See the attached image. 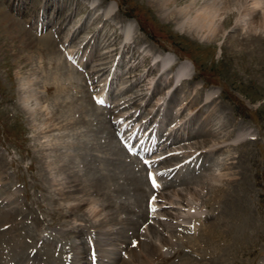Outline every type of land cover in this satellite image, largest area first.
<instances>
[{"label": "rangeland", "instance_id": "obj_1", "mask_svg": "<svg viewBox=\"0 0 264 264\" xmlns=\"http://www.w3.org/2000/svg\"><path fill=\"white\" fill-rule=\"evenodd\" d=\"M213 1L220 7L225 3L0 0V224L10 221L0 226V234L8 232L11 237L3 234L0 239L13 244L9 247L16 251H12L14 260L21 259L17 252L23 246L31 252L29 248L44 242L67 248L70 259H80L78 255L83 259L82 252L87 254L89 245H97L105 252H96L105 255L102 263L112 264L118 261L117 251L126 257L134 243L131 237L122 238L121 231L128 235L138 227L146 233L142 238L147 236L160 247L162 235L157 230L169 240L172 236L166 227H159L160 222H168L161 212L182 217L191 212L190 216H206L197 225L206 223L207 216L214 223L204 228V235L199 236L202 242L192 245L193 252L178 244L191 255L183 262L192 258L196 264L198 256L207 253L210 261L202 264H222L209 251L215 246L216 251H223L217 257L227 259L234 246L238 247L236 259L225 264H264V70L252 72L264 62L257 61V55L238 54L241 45L229 38L238 36L234 20L223 30L226 36L217 40L209 37L208 30L190 26ZM254 1L245 3L252 5L250 14L253 11L259 18L264 3L253 7ZM183 10L184 19L177 17ZM5 13L19 21L16 30L11 29ZM258 28L249 33H256L253 44L264 48V27ZM247 30L248 26L241 32L247 34ZM25 33L33 44L24 42ZM50 40L57 50L48 49ZM156 51L166 53V59H155ZM149 67L155 71L149 72ZM89 72L94 74L88 82L85 74ZM96 96L105 98L106 104L95 102ZM232 132L235 135L230 137ZM135 135L139 142L127 141ZM144 137L146 142L140 144ZM173 139L175 143L169 144ZM215 147L219 148L213 152ZM199 150L210 152L202 156ZM98 153L106 156V162ZM60 158L64 170L77 181L70 182L60 172L55 162ZM195 162H203L205 170ZM170 164L178 167L167 174ZM200 172L212 178V186L223 187L221 194L229 187L226 201L216 188L211 193L200 190L203 178L193 179ZM149 173L165 188L155 191ZM228 177L235 179L233 184ZM138 180L145 185L144 194L137 191ZM118 184L120 189L113 190ZM189 189L200 197H193ZM60 192L67 194L61 197ZM159 192L162 198L156 196ZM137 209L148 213V220L139 222L142 214ZM235 225L239 231L247 229L249 235L244 233L239 239ZM185 234L192 233L183 230L178 236ZM242 238L251 239L248 247L241 244ZM54 255L48 256L47 264L55 260Z\"/></svg>", "mask_w": 264, "mask_h": 264}, {"label": "bare ground", "instance_id": "obj_2", "mask_svg": "<svg viewBox=\"0 0 264 264\" xmlns=\"http://www.w3.org/2000/svg\"><path fill=\"white\" fill-rule=\"evenodd\" d=\"M170 2L168 3V4H166V5H170V4H173V3H177V0H169ZM245 1L246 0H225V3H224V5L222 6V7H220L219 6V3H215V1H213V2H209V3H207L203 8H202V10H200V12L198 13V15L197 16H195V18H194V20H193V22L191 23V27L193 28V27H198V28H200V29H205V30H208L209 31V37H211L212 39H215V40H217L218 38H222V37H224V36H226L225 34V32L223 31V30H225L226 29V26L228 25V24H230V23H232V21L234 20V22H235V27L236 28H238L239 30H237L238 31V36L237 37H229L230 39H231V41L233 40H235V41H237V43H238V45H241V48L239 49V51H237L238 52V54L240 55V54H244L245 52L249 55V53L251 54V56L253 57V56H256L257 55V61L258 60H260V61H262V62H264V48L262 47L261 48V46L262 45H260L259 47L258 46H256V45H254L253 44V41H254V37L255 36H257V34L255 33H249L252 29H253V27L256 29V28H258V26H261V27H264V11H263V14H262V16H260L259 18H258V15L256 16V14H255V16H254V12L252 11V13L250 14V9H251V6H247L246 5V3H245ZM155 2V1H154ZM264 3V0H255L254 2H252V4H253V7H257V5H262ZM263 8H264V6H262ZM259 8V7H258ZM9 10V9H8ZM222 10V11H221ZM7 11V10H6ZM236 11V12H235ZM6 14V13H5ZM9 14V13H8ZM177 17H181V18H183L182 16L184 15V17L186 16V14H185V12H184V10L183 11H181V12H178L177 13ZM249 15H251V17H249L250 18V22H249V19H248V16ZM6 17H7V22H9L10 24H12L13 25V27H11V29L12 28H14L15 30L20 26V24H18L19 23V21L17 20V19H15L14 17H11L10 15H5ZM5 19V18H4ZM100 19H102L101 17L99 18V19H97V21H99ZM184 19V18H183ZM258 22H260L261 24H258ZM8 23V24H9ZM201 24V25H200ZM255 24H257V25H255ZM123 25V24H122ZM127 25V24H126ZM240 25H243V27H240ZM238 26V27H237ZM248 26V30L246 31V32H248L247 34H244V31H242L241 32V30H244L246 27ZM129 27V26H128ZM24 29V28H23ZM22 29V30H23ZM254 29V30H255ZM259 29V28H258ZM253 30V31H254ZM114 31V30H113ZM198 31V30H197ZM224 33H223V32ZM258 31V30H257ZM17 32V31H16ZM21 32V31H20ZM125 32V31H124ZM222 32V33H221ZM113 33H115V31L113 32ZM130 33V32H129ZM29 34L27 33V35H26V33H25V39H24V42L27 44V45H29V44H33L34 42L33 41H31V42H29V40L31 39V37H29L28 36ZM261 38H262V35H259ZM117 37V36H116ZM264 37V36H263ZM60 38V37H59ZM27 39H28V41H27ZM45 39V38H44ZM224 39V38H223ZM230 39H229V41H230ZM258 39V38H257ZM222 40V39H221ZM109 41V40H108ZM111 42V41H110ZM261 42V41H260ZM243 44L245 45V46H243ZM48 45V49H50V50H57V44L55 43V41L54 40H50V42H49V44H47ZM47 45H45V46H47ZM26 46V45H25ZM37 48H38V46H37ZM238 48H239V46H238ZM245 53V54H246ZM259 56V57H258ZM261 56V57H260ZM154 57H155V59H157V60H159V59H166V53H162L161 51H156L155 52V54H154ZM242 58V57H241ZM251 58V57H250ZM254 58V57H253ZM25 60V59H24ZM23 61V60H22ZM147 62V61H146ZM244 66V65H243ZM100 69V68H99ZM134 69V68H133ZM185 68H182V71L185 73ZM262 70H264V65L262 64V65H259V66H255V69H253L252 70V72L254 73V74H257V72L258 71H262ZM148 71L150 72H154L155 71V68L154 67H149L148 68ZM264 73V72H263ZM262 73V74H263ZM94 73L93 72H89L87 75L85 74V76H87V81L89 82V81H93L91 78H92V75H93ZM262 76V75H261ZM185 78V77H184ZM184 78L182 79V80H184ZM86 81V82H87ZM179 83V82H178ZM28 92V91H27ZM29 93H31V92H29ZM33 93V92H32ZM32 95V94H31ZM29 96V95H28ZM27 96V97H28ZM33 96V95H32ZM31 96V97H32ZM131 99V98H130ZM71 105V104H70ZM116 107H118V105H115ZM97 107V106H96ZM98 109L100 108V107H97ZM84 109V108H83ZM141 111V110H140ZM58 114V113H57ZM97 114V113H96ZM101 114V113H100ZM107 116V115H106ZM74 125V124H73ZM172 130H173V132H174V130H175V128L173 127L172 128ZM198 134H200V133H197V135H195V136H197L198 137ZM230 135V137L231 136H233V135H235V133H231V134H229ZM190 136V135H189ZM188 136V137H189ZM195 136H193V137H195ZM203 136H204V134H203ZM116 137V136H115ZM163 137V136H162ZM206 137V136H205ZM131 137H129L128 139H127V141L130 139ZM135 139H136V136L134 137ZM146 137H144L143 139H142V142L141 143H145L146 142ZM207 140V138H205L204 140H203V142L204 141H206ZM158 141H159V138H158ZM130 142V141H129ZM202 142V141H201ZM244 142V141H243ZM243 142H241V143H243ZM125 143V142H124ZM171 144H173V143H175L174 142V139L170 142ZM240 143V144H241ZM205 143H202V145H200V146H207V145H204ZM122 145H124V144H122ZM204 147H202V148H204ZM125 147L123 146V150H126V149H124ZM219 147H215V148H212L213 149V152H216V149H218ZM122 149V148H121ZM210 150H211V148H210ZM210 150H199V151H197V154H203L204 153V155H202V156H205L206 154H208L209 152H210ZM96 152H97V150H96ZM73 153V152H72ZM90 153V152H89ZM71 154V152H69V155ZM96 154V153H95ZM94 154V155H95ZM73 156H74V154H72ZM104 155V154H103ZM130 155V154H129ZM132 155V154H131ZM110 156V155H109ZM201 156V155H200ZM98 158L99 159H101V161H103V162H106L105 160H106V156H102L101 154H99L98 153ZM110 158V160H112L113 158H111V157H109ZM95 159H96V156H95ZM94 159V160H95ZM103 159H105V160H103ZM132 159V158H131ZM109 160V159H108ZM130 160V159H129ZM56 162V164H58V166H60L61 167V173L63 174V175H66V177H67V179H71V180H69L70 182H74V181H77V180H73L72 179V176H71V174L70 173H68V172H66L65 170H64V168H65V164H63L64 162H63V160H62V158H60V160H57V161H55ZM67 165V164H66ZM172 164H170V165H168V169H166V173L168 174V173H170V172H172V171H174L175 170V168L177 167V165L175 164V165H173V166H171ZM197 165H200L201 167H199L200 169L203 167V171L205 170V168H204V163L203 162H195V166H197ZM57 166V167H58ZM169 166H171V168L169 167ZM140 168V167H139ZM193 169H194V167H193ZM133 169H131V171H132ZM134 171V170H133ZM193 171V170H192ZM189 172H191V171H189ZM199 172V171H198ZM197 172V173H198ZM192 174H193V172H191ZM121 174V173H120ZM189 174V173H188ZM201 174H203L202 172H200L199 174H198V176L197 177H194L193 179L194 180H197L198 181V178H203L199 183H200V190L201 191H203V190H208L209 191V193H211L210 191L213 189L214 190V192H217V191H219V193L221 194V189H223V187L221 188V187H214L215 186V184H213V186L210 184L211 183V180H212V178L211 179H209L208 180V178H207V176H204V177H206L207 179H205L204 177H203V175H201ZM83 175H85V173H83ZM105 175V174H104ZM170 175V174H169ZM204 175H206V174H204ZM123 176H124V174H123ZM187 176V175H186ZM125 177V176H124ZM188 177V176H187ZM190 177V176H189ZM133 178V177H132ZM132 178H130V179H132ZM197 178V179H196ZM229 178V177H228ZM236 178V177H235ZM238 178V177H237ZM90 179H92V177L90 178ZM105 179V178H104ZM124 179V178H123ZM129 179V178H128ZM137 179V178H136ZM135 179V180H136ZM193 179H191V178H189V180H191V182H192V180ZM214 179V178H213ZM233 180H231L230 178L227 180V181H230V183L231 184H233V181H235V179L234 178H232ZM93 180H98L97 178H94ZM112 181V179L111 178H109L108 179V181ZM184 180V179H183ZM182 180V183L184 182V183H186V182H188V180H186V178H185V180L183 181ZM200 180V179H199ZM237 181V180H236ZM96 182V181H95ZM105 183H106V181H104ZM122 182V181H121ZM125 182V181H124ZM127 182V181H126ZM138 182L140 183L141 181H139L138 180ZM238 182V181H237ZM237 182H235V183H237ZM102 183V182H101ZM108 183V182H107ZM129 183H131L130 181H129ZM158 183V182H157ZM171 183V182H170ZM169 183V184H170ZM193 183V182H192ZM213 183V182H212ZM226 183V182H225ZM97 184V183H96ZM95 184V185H96ZM122 184V183H121ZM121 184H118V187L116 188V189H114V187H113V190H119L120 188H119V185H121ZM127 184V183H126ZM133 184V183H132ZM146 184V183H145ZM167 184H168V182H167ZM93 185V184H92ZM134 185V184H133ZM140 185L141 186H137V184H136V188H137V191H138V193H141V191H142V193L144 194L145 192H147L143 187L145 186L144 184H143V187H142V183H140ZM165 185V184H164ZM163 185V186H164ZM172 185H173V183H172ZM218 185V184H217ZM220 185V184H219ZM222 185V184H221ZM220 185V186H221ZM163 186H161V187H163ZM167 186V185H166ZM170 186V185H169ZM94 187H96V186H94ZM104 187V186H103ZM160 187V188H161ZM159 188V189H160ZM164 188H165V186H164ZM163 188V189H164ZM189 187H187L186 189H188ZM214 188H216V190L214 189ZM225 188V192H227L228 191V188L229 187H224ZM97 189H99V187L97 186ZM96 189V190H97ZM104 189V188H103ZM159 189H156L155 191H159ZM78 190V187H77V185H75V191H77ZM100 190H102V189H100ZM224 190V189H223ZM227 190V191H226ZM99 191V190H98ZM189 191L191 192V194L193 195V197L195 196V197H200V193H198L197 191L195 192V195H194V192L192 191V190H190L189 189ZM102 192V191H101ZM119 192V191H118ZM225 192H223L222 194H221V198H223L225 201H226V199H225V197H226V195H225ZM160 193V192H159ZM231 193V192H230ZM67 193H64V192H60V195H61V197H64L65 195H66ZM154 194V193H153ZM202 194V193H201ZM229 194V193H228ZM227 194V195H228ZM97 195H98V193H97ZM219 195V194H218ZM157 197H161L162 198V196H161V193L158 195H156ZM202 196V195H201ZM217 196V195H216ZM232 196V195H231ZM109 197V196H108ZM210 197V196H209ZM230 197V196H229ZM211 199H212V196H211ZM218 199V198H217ZM222 199V200H223ZM242 199V198H241ZM109 200V199H108ZM113 200V199H112ZM198 200H200V199H198ZM206 200V199H205ZM235 200V199H234ZM240 200V199H239ZM116 201V200H115ZM210 201V200H209ZM220 201V200H219ZM218 201V202H219ZM233 200L231 199V202H232ZM208 202V201H207ZM206 202V203H207ZM211 202V201H210ZM217 202V203H218ZM117 203V202H116ZM173 203V202H172ZM185 200L183 201V204L185 205ZM191 203V202H190ZM214 203V202H213ZM120 204V203H119ZM208 204V203H207ZM210 204V203H209ZM111 205V204H110ZM181 205V204H180ZM205 205V204H204ZM214 205V204H213ZM212 205V206H213ZM216 205V204H215ZM218 205V204H217ZM186 206V205H185ZM188 206V205H187ZM191 206H193V205H191ZM191 206H189V208L191 207ZM206 206V205H205ZM224 206V205H223ZM241 206V205H240ZM119 207V206H118ZM155 207V206H154ZM208 207V206H207ZM230 207V206H229ZM82 208V207H81ZM153 208V207H152ZM157 207H155V208H153V209H156ZM211 208V207H210ZM216 208V207H215ZM223 208V207H222ZM241 208V207H240ZM239 208V209H240ZM72 209H74V208H71V211H72ZM190 209H192V208H190ZM194 209V208H193ZM238 209V210H239ZM82 210V209H81ZM137 210H139V209H137ZM136 210V213H138V212H140L141 210H139V211H137ZM211 210H215L214 208H211ZM10 211V210H9ZM9 211H7V213L9 212ZM16 211V210H15ZM153 211V210H152ZM155 211H157V210H155ZM12 212V211H11ZM189 212V211H188ZM236 212V211H235ZM14 213V212H13ZM12 213V214H13ZM190 214H189V216L191 215V212H189ZM218 213V212H217ZM15 214V213H14ZM132 214V213H131ZM140 214H142V217L139 219V222L140 221H145V220H148V213H146V212H143V211H141L140 212ZM139 214V215H140ZM161 214H162V216H163V218H164V220H167L168 222L166 223V225H164V224H162L163 222H160V225H159V227H160V229L161 228H164V227H166V229H168L171 233H172V236H171V238H170V240L168 239V237H166V235L165 236H163L164 235V233L161 231V230H157V235L158 234H160V235H162V236H160L161 237V246L159 247V246H157L156 245V243L155 244H153V242H152V240L150 241L149 240V238L147 237V236H145V238H142L141 237V234H143V235H146V233H143V232H140L139 231V228L137 227L136 228V230L135 231H133V232H131V233H129L128 232V235H126L127 233H125L124 231H121L120 232V234H121V237L123 238V237H131V238H133V241H134V243L131 245V248L129 249V250H127V253H128V255L125 257V255L124 254H121V256H120V253L122 252L121 250L120 251H117L118 253H119V258H118V261H114V262H111L112 264H194L193 263V259L191 258L190 260H187L186 262H183L184 260H186L187 258H188V255H190V252H184V250L183 249H181V248H178V244H184V245H187V247L192 251V245L193 246H197L198 245V243H199V240H200V235H204V234H201L202 233V231H205L206 229H210V227L211 226H213L212 224L214 223H212V220L213 219H211V220H209L210 218H212V216H207V218H208V221L205 223V222H203L202 224H200V225H197V222L196 221H198V220H200V219H205V217L206 216H204V215H202V216H200L199 215V213H197L196 215H194V214H192L193 216H188L187 215V217H182L181 215H180V213L178 214H174V213H169V214H166V213H164V212H161ZM222 214V213H221ZM238 214V213H237ZM11 215V214H10ZM115 215V214H114ZM136 215V214H135ZM218 215V214H217ZM248 215V214H247ZM238 216V215H237ZM15 217V216H14ZM221 217V216H220ZM247 217V216H246ZM215 219V218H214ZM219 219H221V218H219ZM228 219V218H227ZM231 219V218H230ZM235 219H237V218H235ZM15 220V219H14ZM103 220V219H102ZM102 220H100L99 221V223L97 224V225H101V221ZM118 220V219H117ZM137 220V219H136ZM242 220H245V219H242ZM12 221V220H11ZM116 221V220H115ZM119 221V220H118ZM133 221H134V219H133ZM132 221V222H133ZM138 221V220H137ZM143 221V222H144ZM180 221H182V222H187V223H180ZM210 221H211V223H210ZM214 221V220H213ZM229 221V220H228ZM231 221V220H230ZM239 221V220H238ZM237 221V222H238ZM246 221V220H245ZM244 221V222H245ZM10 222V221H9ZM9 222H6V220H5V222L4 223H2V224H0V226H3V225H5V224H7V223H9ZM15 222V221H14ZM111 222L113 223V221L111 220ZM117 222V221H116ZM215 222H217V221H215ZM232 222V221H231ZM234 222V221H233ZM107 223H109V222H107ZM138 223V222H137ZM165 223V222H164ZM218 223H219V220H218ZM229 223V222H228ZM239 224H240V222H238ZM246 223H247V221H246ZM245 223V224H246ZM249 223V222H248ZM19 224V223H18ZM141 224V223H140ZM224 224H226V223H224ZM230 224V223H229ZM229 224H228V226H229ZM235 224V223H234ZM234 224L232 225V226H234ZM103 225V224H102ZM151 225V224H150ZM149 225V226H150ZM218 225V224H217ZM227 225V224H226ZM251 225V224H250ZM249 225V226H250ZM137 226V225H136ZM136 226H134V227H136ZM139 226V225H138ZM239 226V225H238ZM247 226V225H246ZM23 227V226H22ZM140 227H141V225H140ZM154 227H156V225L154 226ZM207 227V228H206ZM237 226L235 225V227L234 228H236ZM241 227V226H240ZM132 228H133V226H132ZM151 228V227H150ZM204 228H206V229H204ZM212 228V227H211ZM246 228V227H245ZM248 228V227H247ZM2 229V228H1ZM0 229V230H1ZM26 229V228H25ZM159 229V228H158ZM228 229V228H227ZM237 229V228H236ZM251 229V228H250ZM24 230V229H23ZM22 230V231H23ZM154 230V229H153ZM156 230V229H155ZM164 230V229H163ZM183 230H188V231H190L192 234L191 235H189V236H186V234H185V236H182V237H179L178 236V234H181V233H183ZM223 230V229H222ZM225 230V229H224ZM235 229H233V231H234ZM238 230V229H237ZM3 231H6V230H3ZM19 231V230H18ZM142 231V230H141ZM173 231V232H172ZM226 231V230H225ZM229 231H230V228H229ZM239 231V230H238ZM247 229H245V230H243V229H240V231L238 232V234H239V239H241L240 237H241V235L243 236V234L245 233L246 235H249V234H247ZM255 231V230H254ZM14 232H16V231H14ZM151 232V231H150ZM153 233H154V231H152ZM207 232V231H206ZM249 232H251V231H249ZM12 233V232H11ZM19 233V232H18ZM228 233V232H227ZM230 233H232V232H230ZM236 233V232H235ZM253 233V232H252ZM4 235H7L8 234V232H4L3 233ZM3 234H0V237H5ZM118 234V233H117ZM222 234H224L223 232H222ZM24 234H22V236H23ZM107 235V234H106ZM251 235V234H250ZM18 235H16V238H18L17 237ZM22 236H20V237H22ZM28 236V235H27ZM209 236V235H208ZM245 236V235H244ZM26 237V236H25ZM203 237H205V236H203ZM233 237H234V235H233ZM7 238H11L10 237V233L8 234V237ZM30 238V237H29ZM28 238V239H29ZM248 238H250V237H248ZM22 239V238H21ZM24 239H26V238H24ZM218 239V238H217ZM231 239V238H230ZM243 240L241 241L242 243L241 244H246L247 245V247L249 246V243H250V240L249 239H244V238H242ZM17 240V239H16ZM23 240V239H22ZM193 240H195V241H193ZM28 241V240H27ZM7 241H2L1 239H0V260H3V258H6L5 259V264H18V263H15V261H20V260H22L23 262V264H41V263H45V264H47L46 263V261H48V256H50V255H54V258H55V260L54 261H52V262H48V264H53V262H60V264H66L67 263V260L69 261V263L68 264H76L75 262H77V261H83V262H81V263H77V264H103L102 263V261L104 260V257H105V255L104 254H97L96 252H98V251H100L101 253L103 252V253H105L104 252V250H102V248L101 247H99L98 248V246L97 245H89L88 247V252H87V254H84V253H86V251H83L82 253H83V255L82 254H80V255H82V257H83V259L78 255V258H80V259H76V257H73L72 259H70V257H69V255L67 254V252L68 253H70V251L69 250H67V248L65 249V248H60V249H58L57 248V246H53V245H51V243H43V242H39L37 245H36V247H34V248H29V250L31 251V252H29L28 251V249L26 248V246H23L22 248H21V250H19L18 252H17V254L19 255V257L21 258V259H19V260H14L13 258H12V251H15V250H13L11 247H9V245L10 244H7L6 243ZM18 242V241H17ZM16 242V243H17ZM200 242H202L201 240H200ZM251 242H253V241H251ZM13 243V242H12ZM210 243H211V241H210ZM216 243V242H215ZM237 243V242H236ZM240 243V242H239ZM27 244V243H26ZM34 244V243H33ZM11 245H13V244H11ZM10 245V246H11ZM16 245V244H15ZM22 245V244H21ZM236 245H238V244H236ZM243 246H245V245H243ZM54 247V249H55V251H54V249H52ZM140 247L142 248L143 247V250H141L140 249ZM201 247V246H200ZM203 247V246H202ZM47 248H50V249H47ZM197 247H195V249H196ZM213 249L211 250V251H209V249H208V251L210 252L208 255L210 256V255H212L214 258V261H217L218 263L221 261L222 262V264H225L226 262H229V263H232L235 259H236V256H237V254H238V252H237V254H236V250L235 249H237V248H235L234 246H233V250H232V254L230 255L229 254V256L227 257V259L226 258H220V257H217V255H218V253L217 252H219V254L221 255L222 254V250L220 251V250H218V251H216L214 248H215V246H213L212 247ZM240 248V247H239ZM7 249L9 250V253L7 252ZM140 249V250H139ZM202 249V248H201ZM245 249V248H244ZM87 250V249H86ZM138 250V251H137ZM198 250V249H197ZM246 250H247V248H246ZM201 251V250H200ZM207 251V250H206ZM248 251V250H247ZM16 252V251H15ZM47 252L48 253H50V255H48L47 254ZM125 252V251H124ZM138 252H140V253H138ZM193 252V251H192ZM244 252V251H243ZM242 252V253H243ZM216 253H217V255H216ZM241 253V254H242ZM246 253H248V252H246ZM44 254H47V259L44 257L45 255ZM57 254V255H56ZM62 254H64V255H62ZM193 254V253H192ZM202 254H203V252H202ZM253 254V253H252ZM4 255H6L7 257H5ZM60 255H62V257H61V259L58 257V256H60ZM73 255V254H72ZM226 255V254H225ZM235 255V256H234ZM71 256V255H70ZM191 256V255H190ZM196 257H197V255H196ZM215 257H217V259L218 260H215ZM88 258V259H87ZM44 260V261H41V260ZM130 261H129V260ZM13 260V261H12ZM101 260V261H100ZM121 260V261H120ZM196 261H198V263H196V264H202L203 262L205 263V261H210V258H208L207 257V253L205 254V256L204 255H200V256H198V258L196 259ZM4 262V261H3ZM2 262V263H3ZM238 262V261H237ZM1 263V262H0ZM211 263H212V261H211ZM228 263V264H229ZM234 263V262H233ZM236 264V263H235Z\"/></svg>", "mask_w": 264, "mask_h": 264}, {"label": "snow or ice", "instance_id": "obj_3", "mask_svg": "<svg viewBox=\"0 0 264 264\" xmlns=\"http://www.w3.org/2000/svg\"><path fill=\"white\" fill-rule=\"evenodd\" d=\"M97 103H101L102 104L103 100H97ZM145 163H148V161H145ZM149 178L152 180V186L154 188L159 187V185L156 183L155 177H154V175L152 173H149ZM155 199H156V197L153 196L152 197V201H155Z\"/></svg>", "mask_w": 264, "mask_h": 264}]
</instances>
